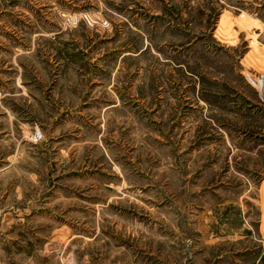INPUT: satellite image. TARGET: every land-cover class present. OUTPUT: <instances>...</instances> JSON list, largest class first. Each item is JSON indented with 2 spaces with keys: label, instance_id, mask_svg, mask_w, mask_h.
Listing matches in <instances>:
<instances>
[{
  "label": "rangeland",
  "instance_id": "rangeland-1",
  "mask_svg": "<svg viewBox=\"0 0 264 264\" xmlns=\"http://www.w3.org/2000/svg\"><path fill=\"white\" fill-rule=\"evenodd\" d=\"M261 72L264 0H0V262L264 264Z\"/></svg>",
  "mask_w": 264,
  "mask_h": 264
},
{
  "label": "built area",
  "instance_id": "built-area-1",
  "mask_svg": "<svg viewBox=\"0 0 264 264\" xmlns=\"http://www.w3.org/2000/svg\"><path fill=\"white\" fill-rule=\"evenodd\" d=\"M251 84L257 91L261 105L264 108V72L258 73L257 75L253 76L251 78ZM33 138H35L36 140L37 138H39V134L36 133Z\"/></svg>",
  "mask_w": 264,
  "mask_h": 264
},
{
  "label": "crops",
  "instance_id": "crops-1",
  "mask_svg": "<svg viewBox=\"0 0 264 264\" xmlns=\"http://www.w3.org/2000/svg\"><path fill=\"white\" fill-rule=\"evenodd\" d=\"M9 255L4 254V257L2 258L0 264H5L9 259H8Z\"/></svg>",
  "mask_w": 264,
  "mask_h": 264
}]
</instances>
